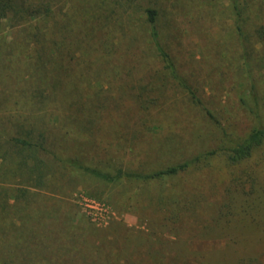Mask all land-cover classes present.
<instances>
[{
  "label": "rangeland",
  "instance_id": "obj_1",
  "mask_svg": "<svg viewBox=\"0 0 264 264\" xmlns=\"http://www.w3.org/2000/svg\"><path fill=\"white\" fill-rule=\"evenodd\" d=\"M71 1L82 16V1ZM96 1L69 34L83 44L76 56L64 54L66 75L53 95L61 104L57 116L47 117L55 121L58 154L107 172L146 173L220 147L223 130L239 137L250 132L253 117L241 98L254 82L264 102V35L256 33L264 26V0H248L254 15L244 44L230 0H151L161 8L157 27L165 50L216 120L165 69L142 10L127 0L95 9ZM1 31L2 39L12 32L5 24ZM9 53L0 52L1 70ZM11 58L21 75L5 76L0 101L37 73L30 63L27 69L32 53ZM53 61L55 77L61 73ZM55 165L45 188L1 211L17 216L15 222L2 217L0 264H264V145L243 164L215 156L163 180L108 183ZM81 193L107 203L113 218L94 223L78 203Z\"/></svg>",
  "mask_w": 264,
  "mask_h": 264
},
{
  "label": "trees",
  "instance_id": "obj_2",
  "mask_svg": "<svg viewBox=\"0 0 264 264\" xmlns=\"http://www.w3.org/2000/svg\"><path fill=\"white\" fill-rule=\"evenodd\" d=\"M81 1L79 10L82 11V16H77L76 10L73 12L76 3L71 0H0V33L4 24L12 31L9 34L10 41L9 37H0V52L8 48L12 52L5 56L7 64L4 69H0V86H3L5 76L7 79L20 78L21 72L14 66V58H11L14 52L20 55L28 51L35 55L33 61L32 57L26 62L29 65L28 70L31 64L37 71L35 76L34 73L27 74L28 80H23L21 85L17 82L13 88L4 91L9 96L0 101V224L2 217L6 218L8 215L13 218V222L16 221L15 212L10 210L1 214V211L8 209L11 201L24 197L31 189L45 188L57 162L108 183L122 179L163 180L184 173L215 156L224 157L230 165L243 164L264 145V102L256 84L250 82L247 97L241 98L243 107L253 117L254 125L250 132L239 137L223 130V145L183 162L146 173L122 168L107 172L58 154L54 149L55 142L51 133L55 121L47 117L58 115L61 103L53 100V97L61 76L66 75V58L76 56L79 53L77 49L83 44L82 41L69 39L71 31L78 26V18L85 21V15L89 12L84 15V11H90V0ZM127 2L131 9L144 12L150 27L151 43L161 56L165 69L188 92L193 103L204 107L196 91L178 74L170 54L161 42V33L157 27L161 8L155 4L157 1L150 0L147 6H142L140 0ZM230 2L240 40L243 44L249 43L250 31L247 27L254 15L252 3L248 0ZM104 5H107V0H97L94 3L95 9L103 8ZM256 33L263 36L264 26H259ZM64 54L67 55L66 58ZM244 57L248 66L252 65V53L248 49L245 50ZM53 59L58 60L57 70L61 73L55 77H52L49 67L54 62ZM204 109L215 119L209 109ZM4 231L0 227V237Z\"/></svg>",
  "mask_w": 264,
  "mask_h": 264
},
{
  "label": "built area",
  "instance_id": "obj_3",
  "mask_svg": "<svg viewBox=\"0 0 264 264\" xmlns=\"http://www.w3.org/2000/svg\"><path fill=\"white\" fill-rule=\"evenodd\" d=\"M78 203L81 209L98 225L108 222L114 216V212L107 203L84 193L78 196Z\"/></svg>",
  "mask_w": 264,
  "mask_h": 264
}]
</instances>
